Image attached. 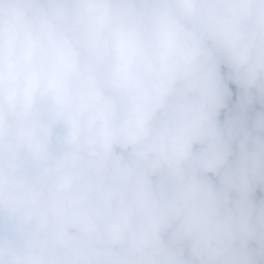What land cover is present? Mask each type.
<instances>
[{
	"label": "clouds",
	"instance_id": "1",
	"mask_svg": "<svg viewBox=\"0 0 264 264\" xmlns=\"http://www.w3.org/2000/svg\"><path fill=\"white\" fill-rule=\"evenodd\" d=\"M0 264H264V0H0Z\"/></svg>",
	"mask_w": 264,
	"mask_h": 264
}]
</instances>
